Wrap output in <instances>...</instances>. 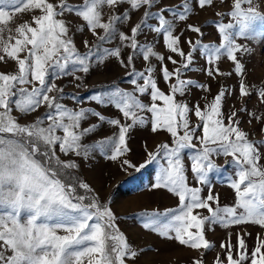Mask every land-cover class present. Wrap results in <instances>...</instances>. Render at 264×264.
Returning a JSON list of instances; mask_svg holds the SVG:
<instances>
[{
  "label": "snow or ice",
  "instance_id": "6c2138e0",
  "mask_svg": "<svg viewBox=\"0 0 264 264\" xmlns=\"http://www.w3.org/2000/svg\"><path fill=\"white\" fill-rule=\"evenodd\" d=\"M197 2L204 8L211 6L213 0ZM156 3L157 0H82L81 4L72 5L67 0H59L58 4L52 0H0V25L13 20L14 13L39 11L31 24L23 23L15 29L16 37L10 34L5 39V28L0 27V61H11L16 66L7 74L0 72V264H85V260L87 264H127L128 260L134 262L138 258L142 250H134L127 242L115 213L92 194L91 186L78 175V160L71 158L87 161L94 152H99L116 160L129 151L127 135L136 126L150 125L152 133L164 131L171 143L163 142L155 152H148L139 167L128 160L123 164L140 171L155 163L153 188L166 189L179 200L176 208L164 212L145 210L142 216L145 229L193 250H209L213 245L205 235L206 223L224 227L251 223L264 228V164L261 163L264 139H249V133L240 127L236 110L225 115L226 88H221L203 109L198 103L190 106L177 99V95H186L191 87L210 91L209 85L182 78L186 71L197 70L191 67L197 51L208 65L201 70L213 79L216 75H232V72H220L217 66L221 57L226 56L233 63L235 74L241 77L240 97L253 95L245 83V65L237 55L248 53L249 48L237 43V39H264V30L257 28V23L264 25V13L253 0H233L230 12L217 13L230 17L228 23L215 22L220 43L188 40L190 50L185 53L180 47V36L174 34L173 22L165 18L164 12L183 21L192 11L191 0H184L177 8L165 7L153 13L150 9ZM123 4H128L129 9L104 20L106 7L116 9ZM141 8L145 9L142 20L131 27L130 34L122 31L119 25L130 19V11ZM66 14H75L82 20L75 32L64 18ZM149 19H156L158 24H149ZM145 28L162 36L166 49L181 60L157 53L152 42L140 43L138 36ZM85 30L95 39L91 44L83 41L86 50L82 53L75 45L74 36ZM188 30L204 35L199 27L189 25ZM117 37L119 43L115 47L105 46ZM124 48L131 49L126 60L122 56ZM109 58L129 69L128 83L133 90L127 91L114 83L89 99L100 106L114 107L131 123L106 118L93 108L68 107L63 103L64 89L55 83L67 76L83 81L84 77L77 73L86 75L94 63L99 65ZM138 58L149 66L137 70L134 61ZM152 58L160 61L161 77L169 86L168 93L158 85ZM165 59L179 66L169 70L163 63ZM254 91L264 103V87ZM143 96L149 98L148 102L140 99ZM69 98L77 105L81 103L76 95ZM41 108H45L42 115L31 122H20ZM240 111L247 113L246 107ZM190 114L198 120L195 125ZM92 116L99 123L82 128L83 121ZM103 123L116 126L118 134L84 143ZM62 155L69 158L62 159ZM185 155L197 186L189 183ZM220 156L232 158L226 162L233 170L231 173L214 162L213 158ZM213 174L234 191L233 206H221L219 195L212 193ZM204 187L209 188L206 197L202 196ZM197 210H207L209 215ZM237 241L238 258L233 256L231 243H221L222 248H227L228 264L249 261L264 264V240L258 236L250 254L245 239L238 236ZM193 264H203V260H194ZM214 264H222L220 257Z\"/></svg>",
  "mask_w": 264,
  "mask_h": 264
},
{
  "label": "rangeland",
  "instance_id": "374dc122",
  "mask_svg": "<svg viewBox=\"0 0 264 264\" xmlns=\"http://www.w3.org/2000/svg\"><path fill=\"white\" fill-rule=\"evenodd\" d=\"M54 3H59V0H52ZM72 5H79L82 0H67ZM233 0H213L211 6L200 8L197 0H191L192 11L187 18L183 21L173 17L171 13L164 12L166 19L171 20L174 24V34L180 36V47L185 53H188L190 48L186 43L188 40L195 42L197 39H202L205 44H219L220 37L216 28L215 22L222 21L228 23L230 17L227 15L221 16L217 13H228L232 10ZM254 4L259 7V10L264 13V0H253ZM184 3V0H157L156 5L150 9L151 12L156 13L161 9L177 8ZM246 7V6H245ZM129 9L128 4H123L116 9H104V20L106 21L109 15L114 13H123ZM144 8L139 11H130V19L119 25L120 29L127 34H130V29L143 18ZM181 10V9H178ZM39 15L38 10H30L27 12L14 13L13 20L7 25H0L5 28L4 38L7 39L11 34L13 37L18 36L15 29L20 24H31L34 16ZM72 31L82 23V20L75 16V14H66ZM151 25H157L156 19H149ZM192 25L199 27L204 34L201 37L199 34L188 30V26ZM32 26H35L34 24ZM257 28L264 30V25L257 23ZM10 30V31H9ZM94 37L90 32L85 30L83 33H76L74 36L75 45L80 52H84L85 46L83 41L88 40L91 44ZM140 43L152 42L154 50L163 54L165 57L171 55L173 59L180 61L181 57L168 51L164 45L162 36H157L156 33L144 29L143 34L138 36ZM14 43V40L12 41ZM119 43L118 37L113 40L111 44L105 45L106 47H115ZM237 43L247 45L249 52L246 54L237 53L238 58L245 65L246 76L245 83L248 85L249 90L253 92L250 97H240L239 85L241 77L237 76L234 72V66L226 56L221 57L218 61L220 72H232V75H216L215 78L208 77L206 72L201 69H206V58L202 57L200 52L194 54V64L191 66L197 70L186 71L183 79H192L201 84L210 86V91H203L196 87H191L184 96L177 95L178 100L187 102L190 106L198 103L203 109L206 102L211 101L221 90V88L228 89V94L225 97L223 111L225 115L230 111L236 110L241 121L240 127L249 133V139L261 140L264 139V119L257 120L254 117L264 118V103H261L255 89L264 87V39L257 38L254 40L237 39ZM131 49L124 48L122 56L126 60ZM137 70H144L148 67V62L138 58L134 61ZM169 70L178 67L179 64L173 65L167 59L164 60ZM151 66H154L156 71L155 78L158 85L165 93L169 92V86L164 83L161 77L160 61L155 58L151 59ZM15 63L11 61H0V72L5 74L12 72L15 69ZM129 69L121 67L115 58H109L104 63L99 65L93 64L92 70L88 74L77 73L84 77L83 81H76L72 76H67L55 81L58 87L64 89L66 94L63 101L68 107L76 108L85 107L93 108L101 112L106 118H119L121 123H131L130 120H125L122 114L114 107H104L90 101L93 94L102 92L112 86L114 83L119 85L120 88L127 91H132L133 86L128 83L130 77L127 75ZM175 80L172 81L174 83ZM80 84V87L76 85ZM76 95L80 98L81 103L75 104L69 97ZM143 102H148L147 96L140 97ZM247 109V113L240 111V109ZM45 108H41L38 112L29 115L26 120H20L21 123L31 122L35 117L42 115ZM250 114H254L250 115ZM145 115H149L145 113ZM190 120L193 125L198 123L194 114H190ZM249 121H251L249 123ZM227 122V121H226ZM99 123L98 118L92 116L82 123V128H87L93 124ZM118 134L116 126H110L103 123L94 133L90 134L84 139V143L97 142L100 139H105ZM163 142L171 143L169 134L164 131L152 133L149 126H136L130 130L127 135V148L128 152L118 157L116 160L110 159L107 155H101L99 152H94L92 157L84 161L77 159L80 164L78 175L86 181L93 189L102 203L110 206L112 211L117 217V225L119 230L127 239V242L134 250H142L138 258L133 262L127 261V264H193L194 260L202 259L203 264H214L217 257H220L222 264H228L226 259L227 248H222L221 243L225 245L231 243L234 258L237 257L238 241L237 237L241 236L245 239L247 250L251 253L254 246L257 244V237L264 240V228L253 225L251 223H242L239 225H231L224 227L220 224H205V235L207 240L213 245L209 250L199 249L193 250L188 246L180 245L175 240H166L158 234L147 230L143 227L144 220L142 219L145 210L151 212L159 210L164 212L166 209L176 208L179 205L178 197L168 192L166 189H154L155 176L157 172V165L155 163L147 165L145 168L136 171L134 167H128L123 164L124 160H128L131 164L139 167L147 159L148 152H155L157 146ZM264 151V149H262ZM62 159L69 157L61 156ZM214 162L220 168L226 169L227 173L233 170L230 166L226 165L227 161L232 158L220 156L214 157ZM185 165L188 168L187 175L191 186H197L196 181L193 179V174L190 171L189 161L185 155ZM264 164V160H261ZM212 193L219 195V202L221 206H233L235 203L234 191L228 186L227 182L222 179H216V174L212 175ZM209 188L204 187L202 196L208 195ZM213 207H216L213 204ZM202 215L207 216V210H197ZM250 233V235H248ZM63 234V233H61ZM87 264V260H85ZM246 264H250L246 262Z\"/></svg>",
  "mask_w": 264,
  "mask_h": 264
}]
</instances>
